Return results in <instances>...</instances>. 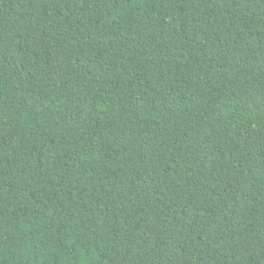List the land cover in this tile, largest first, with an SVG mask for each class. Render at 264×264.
<instances>
[{"label":"trees","instance_id":"16d2710c","mask_svg":"<svg viewBox=\"0 0 264 264\" xmlns=\"http://www.w3.org/2000/svg\"><path fill=\"white\" fill-rule=\"evenodd\" d=\"M0 264H264V0H0Z\"/></svg>","mask_w":264,"mask_h":264}]
</instances>
